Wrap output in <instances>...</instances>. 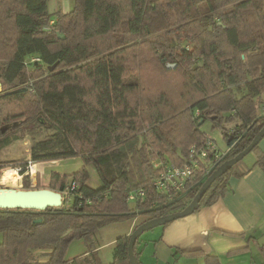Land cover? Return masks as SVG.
Masks as SVG:
<instances>
[{
    "label": "trees",
    "instance_id": "1",
    "mask_svg": "<svg viewBox=\"0 0 264 264\" xmlns=\"http://www.w3.org/2000/svg\"><path fill=\"white\" fill-rule=\"evenodd\" d=\"M48 1L0 0V101H27L22 113L3 115L0 108V156L26 136L33 164L80 157L84 166L72 175L53 173L46 188L25 178V190L60 192L64 205L0 210V264H104L93 243L101 229L143 218L136 229L181 212L264 128V114H257L264 107V0H74L55 20ZM140 45L166 71L169 64L191 69L182 105L142 95L139 80L127 76V53ZM20 89L26 90L10 93ZM208 120L222 129L228 151L217 163L210 153L181 195L156 192L155 162L188 163L192 148L206 146L201 127ZM148 137L157 147L151 154ZM242 162L213 183L196 212L222 198L230 178L250 172L238 170ZM90 165L99 188L89 184ZM11 166L23 175L28 168L0 163ZM255 167L264 169V155ZM140 189L145 197L131 207L129 196ZM74 240L85 241L88 251L67 260ZM129 243L130 236L117 239L111 264H130ZM205 264L221 263L207 255Z\"/></svg>",
    "mask_w": 264,
    "mask_h": 264
},
{
    "label": "crops",
    "instance_id": "2",
    "mask_svg": "<svg viewBox=\"0 0 264 264\" xmlns=\"http://www.w3.org/2000/svg\"><path fill=\"white\" fill-rule=\"evenodd\" d=\"M70 6L69 0H56L54 13H69ZM260 102L264 103V95ZM261 155L264 138L252 162H242L238 169L250 172L230 178L222 198L165 228L154 229L147 242L140 241L136 250L141 264H205L207 255L218 257L221 264H264V169L254 168ZM136 221L125 236L132 234Z\"/></svg>",
    "mask_w": 264,
    "mask_h": 264
},
{
    "label": "rangeland",
    "instance_id": "3",
    "mask_svg": "<svg viewBox=\"0 0 264 264\" xmlns=\"http://www.w3.org/2000/svg\"><path fill=\"white\" fill-rule=\"evenodd\" d=\"M56 0L48 1V9L52 14V17L55 18L56 13H54L53 4ZM71 11L74 7V0H69ZM64 11V8L62 7ZM127 76L132 77V79H138L141 83L142 88H144V92L142 95L154 96L158 98L160 95H165L171 102L175 104L181 103V95L184 93V85L186 83V75L191 71V69L185 64L183 67L176 66L174 68H169L168 71L164 69L161 65L158 56L151 51V49L146 45H140L138 48H134L127 53ZM6 87H4L5 89ZM2 87L0 88V90ZM136 99H142L138 94ZM0 108L3 111V115L7 114H17L22 113L27 109V101H0ZM258 115H262L263 106H259ZM231 125H226L229 128ZM201 130L211 139L213 140L215 146L218 149V153H226L228 151V142L223 136L222 129L220 127H215L211 120L205 122L202 125ZM146 150L148 154H151L157 150L156 145H152V139L148 137V143ZM33 145V140L30 137H24L23 140L18 141L5 148L2 151L0 156V163H7L9 161H18L20 163H27L28 168L24 171V177L22 178V173H18L21 179L18 180L16 185H11L9 183H4L2 181V177L4 172L8 170H15V166L0 168V188L9 187L15 189H24V181L25 178L29 177L33 186H36L41 182L42 186L46 188L48 186V182L53 173H61L72 175L77 172L84 166V162L82 158H69L58 161L44 162L39 163L38 167L36 164H33L31 161V149ZM254 152L247 155L243 162L249 164L254 159ZM153 163V161H152ZM36 167V173L33 174L32 167ZM19 167V166H18ZM15 168V169H14ZM87 171L89 174V184L93 188H99L101 186V181L97 174L95 168L90 165L87 167ZM69 181H71L69 179ZM131 207L136 205V202L132 201L129 204ZM143 218L137 220V225L142 222ZM132 221H124L120 223L110 224L99 231L96 236V240H94V244L96 247H99V256L104 264H111L113 261V252L116 241L118 238L125 236L128 232ZM156 229H161L158 227ZM154 230L145 232L140 241H145L154 235ZM159 231V230H155ZM2 235L0 234V243L2 242ZM88 251V244L83 240H74L67 251L66 258L67 260H72L74 258L83 256ZM147 256L151 254V252H146Z\"/></svg>",
    "mask_w": 264,
    "mask_h": 264
},
{
    "label": "water",
    "instance_id": "4",
    "mask_svg": "<svg viewBox=\"0 0 264 264\" xmlns=\"http://www.w3.org/2000/svg\"><path fill=\"white\" fill-rule=\"evenodd\" d=\"M59 38L64 39L65 36L58 33ZM175 65H168V68H174ZM1 88V83H0ZM26 89H20L10 92L11 94L23 92ZM2 92V89L0 90ZM264 138V128L255 137L253 142L235 158L225 162L221 165L203 184L192 202L181 212L169 215L161 219H155L148 221L138 226L130 235L129 243V257L130 264H139L135 255V247L140 237L148 231L154 230L158 227L165 226L169 223L175 222L180 219H184L193 215L203 198L213 185V183L230 171L235 165L244 160V158L252 153V151L261 143ZM64 205V198L60 192H56L50 189L39 190H25L4 187L0 188V210H34V211H46L48 209H59ZM40 223L41 220L36 221Z\"/></svg>",
    "mask_w": 264,
    "mask_h": 264
},
{
    "label": "built area",
    "instance_id": "5",
    "mask_svg": "<svg viewBox=\"0 0 264 264\" xmlns=\"http://www.w3.org/2000/svg\"><path fill=\"white\" fill-rule=\"evenodd\" d=\"M190 161L183 166H177L172 163H163L156 161L155 166L160 169L158 176L154 179L153 186L156 192L160 194L176 197L184 193L191 182L194 174L197 171L202 170V163L209 156L210 153H217L214 162H219L222 155L218 153V149L215 146L213 140L210 138L206 142V146L203 148L194 147L191 150ZM212 168H207L206 175H210L213 171ZM17 173H22V169H16ZM24 175H22V178ZM75 187V185H73ZM145 197V191L140 189L130 194V201H137L140 198Z\"/></svg>",
    "mask_w": 264,
    "mask_h": 264
},
{
    "label": "bare ground",
    "instance_id": "6",
    "mask_svg": "<svg viewBox=\"0 0 264 264\" xmlns=\"http://www.w3.org/2000/svg\"><path fill=\"white\" fill-rule=\"evenodd\" d=\"M31 173H33V174L36 173V167L35 166L32 167ZM19 179H21V177L17 173V171H15V170H8V171L4 172L3 177H2V181L4 183H9L11 185H16Z\"/></svg>",
    "mask_w": 264,
    "mask_h": 264
}]
</instances>
